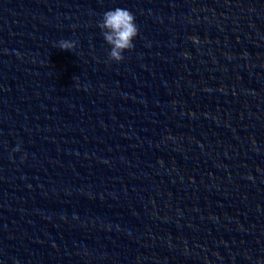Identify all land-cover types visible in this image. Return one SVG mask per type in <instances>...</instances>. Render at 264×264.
I'll return each instance as SVG.
<instances>
[{
	"label": "water",
	"instance_id": "obj_1",
	"mask_svg": "<svg viewBox=\"0 0 264 264\" xmlns=\"http://www.w3.org/2000/svg\"><path fill=\"white\" fill-rule=\"evenodd\" d=\"M0 264H264V0H0Z\"/></svg>",
	"mask_w": 264,
	"mask_h": 264
},
{
	"label": "clouds",
	"instance_id": "obj_2",
	"mask_svg": "<svg viewBox=\"0 0 264 264\" xmlns=\"http://www.w3.org/2000/svg\"><path fill=\"white\" fill-rule=\"evenodd\" d=\"M98 26L104 40L111 48L109 59L122 62L123 53L134 48L133 41L139 34L135 16L129 10L118 7L106 11ZM75 47V42L71 40H61L59 43V48L64 51H72Z\"/></svg>",
	"mask_w": 264,
	"mask_h": 264
}]
</instances>
